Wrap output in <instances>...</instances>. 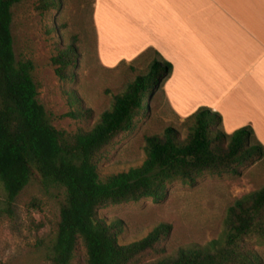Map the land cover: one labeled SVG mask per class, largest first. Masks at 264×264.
Returning a JSON list of instances; mask_svg holds the SVG:
<instances>
[{
	"label": "trees",
	"instance_id": "1",
	"mask_svg": "<svg viewBox=\"0 0 264 264\" xmlns=\"http://www.w3.org/2000/svg\"><path fill=\"white\" fill-rule=\"evenodd\" d=\"M22 0H0V218L12 215L18 196L33 180L54 189L59 223L47 247L51 264H74L82 250L85 264H261L249 248L264 244V187L229 207L220 238L205 245L181 246L167 252L172 226L161 224L146 237L124 243L126 226L100 211L111 206L152 199L162 202L174 183L195 185L205 176L240 175L242 166L264 159V147L250 127L228 135L219 129V114L201 108L184 122L182 138L174 128L146 137L143 163L101 178L99 164L115 140L131 132L148 111L147 101L172 73L166 61H154L91 126L77 132L55 128L38 100L30 61L15 57L12 8ZM55 7V0H43ZM75 40L53 60L62 81H72ZM74 120L88 119V110L70 93ZM87 111V112H86ZM156 255L155 259H147Z\"/></svg>",
	"mask_w": 264,
	"mask_h": 264
},
{
	"label": "rangeland",
	"instance_id": "2",
	"mask_svg": "<svg viewBox=\"0 0 264 264\" xmlns=\"http://www.w3.org/2000/svg\"><path fill=\"white\" fill-rule=\"evenodd\" d=\"M55 2V7H47L43 0H22L12 8L14 52L17 61L33 63L38 100L51 124L59 130L77 132L97 122L112 107L116 95L123 93L139 75L147 74L154 57L146 53L136 62L110 68L100 64L93 26L94 0ZM73 40L77 63L70 72L74 78L62 81L53 60ZM73 92L88 110V119L67 117L74 110L70 105ZM147 104L148 112L131 132L115 140L100 162L102 179L140 166L145 159L146 137L161 135L167 128H174L182 138L186 137L184 122L190 115L175 117L166 104L164 91L155 92ZM218 127L224 132L222 124ZM240 172V175L205 176L195 185L174 183L162 202L147 199L111 206L101 210L100 215L124 222V243L142 239L157 226L168 224L172 226L166 244L168 253L181 246L205 245L223 235L228 209L236 200L264 187V159L242 166ZM58 223L57 192L46 190L38 180H33L16 199L12 215L0 218V264H51L42 240L48 244L53 239ZM249 244L258 262L264 264V244L256 240ZM156 257L150 255L147 259ZM74 264H85L81 249Z\"/></svg>",
	"mask_w": 264,
	"mask_h": 264
},
{
	"label": "crops",
	"instance_id": "3",
	"mask_svg": "<svg viewBox=\"0 0 264 264\" xmlns=\"http://www.w3.org/2000/svg\"><path fill=\"white\" fill-rule=\"evenodd\" d=\"M94 8L100 64L146 53L170 63L164 96L175 117L209 109L226 134L250 127L264 147V0H94Z\"/></svg>",
	"mask_w": 264,
	"mask_h": 264
}]
</instances>
